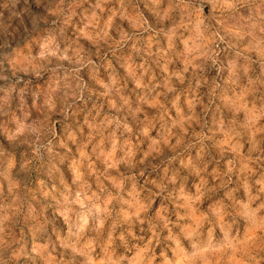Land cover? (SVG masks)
Instances as JSON below:
<instances>
[{
	"label": "clouds",
	"instance_id": "1",
	"mask_svg": "<svg viewBox=\"0 0 264 264\" xmlns=\"http://www.w3.org/2000/svg\"><path fill=\"white\" fill-rule=\"evenodd\" d=\"M0 264H264V0H0Z\"/></svg>",
	"mask_w": 264,
	"mask_h": 264
}]
</instances>
